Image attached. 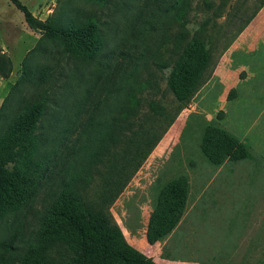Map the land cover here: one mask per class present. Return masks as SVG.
I'll return each mask as SVG.
<instances>
[{"label":"trees","instance_id":"trees-1","mask_svg":"<svg viewBox=\"0 0 264 264\" xmlns=\"http://www.w3.org/2000/svg\"><path fill=\"white\" fill-rule=\"evenodd\" d=\"M8 1L29 29L42 33L38 42L56 39L61 51L50 66L30 69L23 59V74L0 105V226L40 190L49 195L32 236L10 260L1 254L0 264H157L125 241L108 208L208 81L217 62L213 52L228 48L264 0L221 46L222 32L207 33V21L188 36L184 18L192 0H143L138 5L80 0L108 10L102 17L96 9L65 8L68 3L61 2L44 21L17 0ZM230 10L226 25L235 16ZM170 23L174 33H169ZM60 55H66L64 65ZM150 66L159 72L170 68L164 87L169 110L142 96L156 87ZM10 72V60L0 52V78ZM199 151L213 166L248 157L241 142L213 125L203 130ZM95 178L98 192L89 199ZM186 185L179 176L159 189L146 222L147 245L176 225ZM13 245L12 239L2 244L4 254Z\"/></svg>","mask_w":264,"mask_h":264},{"label":"rangeland","instance_id":"rangeland-1","mask_svg":"<svg viewBox=\"0 0 264 264\" xmlns=\"http://www.w3.org/2000/svg\"><path fill=\"white\" fill-rule=\"evenodd\" d=\"M142 1L124 0L135 5ZM17 2L41 21L59 11L61 2L68 3L65 8L96 9L101 17L108 11L98 10V6L80 0ZM225 2V7L219 11L222 0H192L184 18L188 36L196 34L201 23L207 21V33L219 29L222 32L217 42L221 46L234 36L244 19L257 8L259 0ZM230 9L234 10L235 16L226 25ZM168 28L169 33L176 31L172 23ZM41 35L40 31L26 26L21 12L8 0H0V52L11 63L8 77L0 78V105L23 74V59H27L26 66L30 69L50 66L56 53L61 51L56 39L43 38L38 42ZM34 47L37 50L31 52ZM219 51L217 48L213 52L217 62L208 81L176 116L108 208L123 238L137 247L143 245V251L160 264H264V95L259 98L250 91V86L252 89V84L264 77L247 79L245 70L239 69L236 63L232 67L231 61L222 66L225 51L222 54ZM64 57L66 55L59 56L60 65L66 62ZM169 70L159 72L150 66L156 87L147 88L142 95L147 100L161 101L168 110L170 95L164 92V87ZM208 125L227 131L241 142L248 157L217 166L209 164L199 151L202 132ZM224 170L235 172L221 173ZM179 176L190 182L186 208L173 237L165 245H144L141 233L157 190L164 182ZM97 192L98 179L95 178L87 192L88 198L94 199ZM48 202V193L40 190L21 212L3 222L0 226V255L7 260L10 255L15 256L16 250L32 236ZM9 239L13 241V249L4 254L2 244Z\"/></svg>","mask_w":264,"mask_h":264},{"label":"crops","instance_id":"crops-1","mask_svg":"<svg viewBox=\"0 0 264 264\" xmlns=\"http://www.w3.org/2000/svg\"><path fill=\"white\" fill-rule=\"evenodd\" d=\"M221 59L222 61L225 60V62L222 63V66H224L227 61L228 62L231 61L232 67L234 66V63H236V65L240 67L239 69L245 70L247 79H251V77L255 79V77H259V76L264 77V3L262 7L259 9V11L256 13V15L253 17V19L249 22V24L243 29V31L239 34V36L233 41V43L225 51ZM252 86H253L252 89L250 86V91H252L254 95L256 94V97L258 96L260 98V96L264 95V79H262L260 82L259 80H257L256 84L253 83ZM217 171L218 170H216L215 174H217ZM234 172L235 171L232 172L231 170H224L221 173L227 174V173H234ZM221 173L219 172L218 174H221ZM185 179H186V184H187L186 185V201H185L183 212L179 220L177 221L176 225L169 233L161 237L153 245H149V246H158V245H163V244L165 245V243H167V241H169L173 237V233L177 229L181 221V218L183 217L186 204H187V200H188V188H189L190 181L188 180V178H185ZM161 187L162 185L159 187V189ZM159 189L157 190V193ZM154 203H155V200H154ZM154 203H153V206H154ZM145 227H146V223H145ZM145 227L142 231L143 234L141 233V238L143 236L142 241L144 245L146 244L144 240ZM177 239H179V236L177 237ZM125 241L130 246H132L134 249H136L137 251L145 255L146 257L151 258V255L149 253L146 254L143 251V248H144L143 245H142L143 248L140 246L137 247L134 244L128 242L127 240ZM152 260L155 263L160 264L155 259H152Z\"/></svg>","mask_w":264,"mask_h":264}]
</instances>
